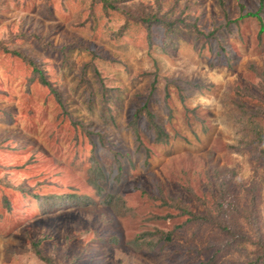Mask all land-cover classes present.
<instances>
[{
    "label": "rangeland",
    "instance_id": "obj_1",
    "mask_svg": "<svg viewBox=\"0 0 264 264\" xmlns=\"http://www.w3.org/2000/svg\"><path fill=\"white\" fill-rule=\"evenodd\" d=\"M261 24L264 0H0V264H264Z\"/></svg>",
    "mask_w": 264,
    "mask_h": 264
},
{
    "label": "trees",
    "instance_id": "obj_2",
    "mask_svg": "<svg viewBox=\"0 0 264 264\" xmlns=\"http://www.w3.org/2000/svg\"><path fill=\"white\" fill-rule=\"evenodd\" d=\"M102 1H104L105 3H107L108 2V0H102ZM262 1V0H261ZM250 16H254V17H256L257 19H260V17H259V15H258V13H255V14H249ZM260 31H264V26L261 24L260 25ZM17 55L18 56H20V57H22V58H24V59H29V58H25V56H22L20 53H17ZM28 62H29V64L31 65V67H32V70L33 71H35V72H37V73H39V70H38V68L34 65V62L31 60V59H29L28 60ZM42 80V82H44V80L43 79H41ZM44 83H46V82H44ZM148 117L150 118V119H152V115L148 112ZM154 126H155V133H156V135H157V137H160V135H161V133L163 132V130H161L160 129V126H158V125H156V124H154ZM257 145H260V144H258V143H261V145H263V148H264V135L263 134H261V133H257ZM197 217V216H196ZM225 228V226H223V229ZM163 235V238L164 239H170V234L169 233H163L162 234ZM36 253L38 254V255H40V252H39V250H36ZM263 253H264V249H263ZM40 258L41 259H43V260H46V258H44L42 255L40 256Z\"/></svg>",
    "mask_w": 264,
    "mask_h": 264
}]
</instances>
